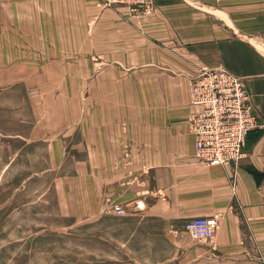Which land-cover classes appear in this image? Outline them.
Listing matches in <instances>:
<instances>
[{"label": "crops", "instance_id": "obj_1", "mask_svg": "<svg viewBox=\"0 0 264 264\" xmlns=\"http://www.w3.org/2000/svg\"><path fill=\"white\" fill-rule=\"evenodd\" d=\"M154 2L131 21L87 0H0V95L25 93L23 139L113 264H264V0ZM206 69L252 95L260 128L236 165L195 157L189 87ZM196 217L217 218L212 240L187 232Z\"/></svg>", "mask_w": 264, "mask_h": 264}, {"label": "rangeland", "instance_id": "obj_2", "mask_svg": "<svg viewBox=\"0 0 264 264\" xmlns=\"http://www.w3.org/2000/svg\"><path fill=\"white\" fill-rule=\"evenodd\" d=\"M90 2L131 21L151 16L156 8L154 0L151 14ZM33 117L25 93L0 95V264L115 263L117 253L103 250L108 247L101 244L96 227H90L87 236L85 221L61 212L53 188L57 172L46 171L51 157L41 154V142L27 144L23 139L33 127Z\"/></svg>", "mask_w": 264, "mask_h": 264}, {"label": "built area", "instance_id": "obj_3", "mask_svg": "<svg viewBox=\"0 0 264 264\" xmlns=\"http://www.w3.org/2000/svg\"><path fill=\"white\" fill-rule=\"evenodd\" d=\"M89 1L106 9L153 11L152 0ZM189 101L198 108L188 120L197 161L208 166L236 165L247 135L260 128L252 96L242 80L223 69L202 70L190 83ZM112 212L116 216L125 213L121 205H113ZM217 228L216 217H196L186 224L190 236L202 240H211Z\"/></svg>", "mask_w": 264, "mask_h": 264}]
</instances>
